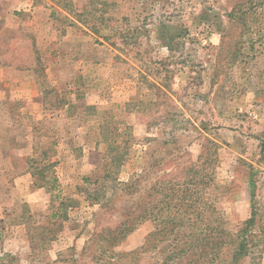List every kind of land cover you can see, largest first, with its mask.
I'll list each match as a JSON object with an SVG mask.
<instances>
[{
	"label": "rangeland",
	"instance_id": "obj_1",
	"mask_svg": "<svg viewBox=\"0 0 264 264\" xmlns=\"http://www.w3.org/2000/svg\"><path fill=\"white\" fill-rule=\"evenodd\" d=\"M4 27L26 75L0 87V264L141 247L136 264H164L189 218L204 226L176 183L226 232L254 208L264 225V0H0ZM237 264H264V240Z\"/></svg>",
	"mask_w": 264,
	"mask_h": 264
},
{
	"label": "trees",
	"instance_id": "obj_2",
	"mask_svg": "<svg viewBox=\"0 0 264 264\" xmlns=\"http://www.w3.org/2000/svg\"><path fill=\"white\" fill-rule=\"evenodd\" d=\"M175 185L180 186L178 191H183V194L178 197L182 204L190 206L199 218L202 217L201 220L204 226L198 225L199 220L194 221L189 218L190 230L196 227L189 233L183 230L182 235L176 232L174 250L167 254L164 264H170V262L173 264L175 261L182 260L186 262L185 264H212L219 259L220 254L233 258V263L230 261L229 264H237L242 257L251 255L255 247L264 240V225L260 226L258 224L255 208L251 217L241 223L240 226H237L235 232H226L221 226L216 225V221L210 222L208 219H203V211L205 208L208 209V207L199 203V197L195 201L191 198L194 194L198 195V191L193 190L187 185V182L182 185L179 183ZM181 186H184V188H181ZM173 195L175 196V194ZM167 196L165 195L164 197L167 198ZM171 201H174V199H171ZM182 204H175L173 207L179 210ZM166 205L170 206L171 203L166 202ZM209 208H211V211L214 210L212 205H209ZM143 215H145L144 212L139 217ZM144 217L141 219H144ZM163 223L156 230V235L160 237V241L166 238L168 234L171 235L176 230V226L184 225V223L175 221L174 218L169 219L164 225ZM138 224L128 226V221L125 220L116 229H107V234L110 233L111 235L108 238L106 236L104 240L107 241L108 239L110 247L119 246L137 228ZM144 249V247H141L124 252H115L114 250L109 252L106 250L110 254L106 256V252L103 251L101 254L103 256L102 259L98 258V260L102 261L101 264H118L121 261H126L127 264H136L140 261V255L144 253Z\"/></svg>",
	"mask_w": 264,
	"mask_h": 264
},
{
	"label": "crops",
	"instance_id": "obj_3",
	"mask_svg": "<svg viewBox=\"0 0 264 264\" xmlns=\"http://www.w3.org/2000/svg\"><path fill=\"white\" fill-rule=\"evenodd\" d=\"M17 9L18 8H15L13 11L14 15L18 14ZM14 35H15V33H12V31L8 32L6 27H4L0 30V87L2 89L6 87L5 79L7 76H4V74H7V71H10V73L12 74L11 78H7V79H11L12 83H14V82L17 83V80L20 81L26 75L21 70L17 69L16 66L12 65V67L11 66L7 67V65H5L6 59H7L6 53L8 50L9 41L14 37ZM4 90H6V89H4ZM1 91L2 90L0 89V93H1ZM20 91H22V93H24V94L25 93L29 94V92H31L32 97H30L29 99H26L27 100L26 104L28 106H30L28 109L35 108L34 106L36 104H38L35 101V96H37L38 93L33 91V89L29 91V89L26 86H23ZM20 96L22 97V95H20Z\"/></svg>",
	"mask_w": 264,
	"mask_h": 264
}]
</instances>
